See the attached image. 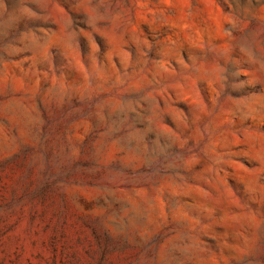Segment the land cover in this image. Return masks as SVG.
Masks as SVG:
<instances>
[{
	"label": "rangeland",
	"instance_id": "rangeland-1",
	"mask_svg": "<svg viewBox=\"0 0 264 264\" xmlns=\"http://www.w3.org/2000/svg\"><path fill=\"white\" fill-rule=\"evenodd\" d=\"M0 264H264V0H0Z\"/></svg>",
	"mask_w": 264,
	"mask_h": 264
}]
</instances>
